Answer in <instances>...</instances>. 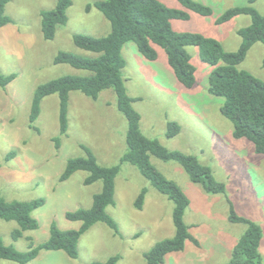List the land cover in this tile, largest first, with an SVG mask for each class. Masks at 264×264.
<instances>
[{
	"label": "rangeland",
	"instance_id": "374dc122",
	"mask_svg": "<svg viewBox=\"0 0 264 264\" xmlns=\"http://www.w3.org/2000/svg\"><path fill=\"white\" fill-rule=\"evenodd\" d=\"M99 1L73 0L69 22L59 26L53 41L44 38L41 13L54 9L56 0H10L6 8L14 22L0 31V73L15 74L17 78L6 89L0 85V196L7 202L45 200V205L33 212L39 228L26 231L19 240L13 235L20 225L0 219V238L19 252L49 241L54 225L61 230L81 227L67 214L92 208L103 182L86 186L89 174L83 171L66 182L60 179L69 160L87 156L83 146L90 148L105 167L120 164L128 150V120L118 110L113 90L104 91L98 100L72 92L67 135H61L59 95L43 101L35 128L30 123L40 85L63 76L88 74L54 61L61 51L90 55L76 47L75 34L105 37L111 33V23L104 14L95 7L88 9ZM160 1L168 7L183 8L177 0ZM196 1L212 7L214 16L192 14L189 21H174L176 31L201 33L221 41L229 52L239 50L243 39L238 31L252 24L250 16H239L221 26L217 20L233 7L248 6V0ZM255 8L264 15V0H259ZM189 51L197 68V84L192 89L179 82L164 50H159L156 62L145 59L134 43L124 50L125 84L130 97L137 99L134 107L142 117V132L171 151L198 157L227 189L222 194H211L203 185L192 182L179 163L152 157L153 165L190 199L185 222L199 242L197 246L187 241L185 250L168 255L164 264H228L248 230L247 225L230 220L232 205L239 216L262 228L260 254L264 264V155L258 154L249 140L234 137L233 123L221 112L225 99L208 92L212 67L202 61L198 47H190ZM239 69L264 81V44L254 45ZM171 122L182 128L174 138L168 137ZM12 152L16 155L8 160ZM145 189L144 208L138 210L136 201ZM115 198L108 213L118 224L119 233L98 223L80 239L78 259L64 251L46 250L29 264H93L113 256H119L118 264H147L145 254L160 241L176 235L175 205L129 163L122 165L116 179Z\"/></svg>",
	"mask_w": 264,
	"mask_h": 264
},
{
	"label": "trees",
	"instance_id": "16d2710c",
	"mask_svg": "<svg viewBox=\"0 0 264 264\" xmlns=\"http://www.w3.org/2000/svg\"><path fill=\"white\" fill-rule=\"evenodd\" d=\"M56 1L54 9L41 13L42 31L47 41L55 40L59 26L68 24V10L73 5V0ZM177 1L182 4V9L168 7L160 0H101L89 6V10L95 7L104 14L111 23V33L105 37L75 34L73 41L76 47L90 55L61 51L56 56L54 61L56 65H69L88 74L63 76L40 85L32 104L31 128H35L40 117L43 101L50 96L59 95L61 135H67L72 92H81L89 98L98 100L104 91L113 90L117 96V108L128 120V150L120 164L105 167L99 163L90 148L83 146L87 156L69 160L60 179L61 182H66L77 172L83 171L89 174L84 182L86 186L103 182V190L95 195L92 208L67 214L70 221L80 222L81 227L61 230L54 225L49 241L38 247L33 246L27 252L17 251L0 238V262L29 264L46 250L64 251L71 258L78 259L80 239L96 224L105 223L119 233L118 224L108 213V208L116 203V179L124 163L138 168L140 173L175 205L173 219L176 235L160 241L146 253L147 264H164L168 255L183 252L187 241L199 246L198 240L193 237L191 228L185 222L190 199L176 182L168 179L153 165L152 157L179 163L192 182L203 185L211 194L225 193L226 185L220 183L215 178L213 169L204 165L198 157L171 151L158 139L149 138L142 132V117L134 107L137 99L128 94L124 79V70L127 66L124 50L130 43H134L138 52L151 62L158 61L159 50H164L177 79L188 89L194 88L197 84V68L192 63L189 48L198 47L202 61L212 67L208 92L212 96L225 99L221 112L233 123L234 137L249 140L255 145L256 152L264 155V81L248 71L239 69L254 45L264 44V15L255 8L259 0H248V6L233 7L217 20V25L221 26L239 16H250L252 19L249 27L238 31L243 43L235 52L227 51L221 41L204 34L176 31L174 21H189L192 14L214 16V9L207 4L196 0ZM9 3L10 0H0V30L14 22L6 13ZM16 78L15 74L4 76L0 73V85L6 89ZM181 130L180 124L171 122L168 137H176ZM56 144L59 148L60 138L56 139ZM15 155V152L9 154L8 160ZM146 194L145 189L138 197L135 205L138 210L144 208ZM44 205V199L32 202H7L0 196V219L16 221L20 225V229L13 235L14 240H19L26 231L39 228L33 212ZM230 220L247 225L248 230L235 247L228 264H262L260 254L262 228L252 220L239 216L233 205ZM118 262L119 256H113L106 262L93 264Z\"/></svg>",
	"mask_w": 264,
	"mask_h": 264
},
{
	"label": "crops",
	"instance_id": "0c3cea01",
	"mask_svg": "<svg viewBox=\"0 0 264 264\" xmlns=\"http://www.w3.org/2000/svg\"><path fill=\"white\" fill-rule=\"evenodd\" d=\"M5 27H6V26H5ZM2 29H3V28H2ZM2 29H1V30H2ZM1 30H0V31H1Z\"/></svg>",
	"mask_w": 264,
	"mask_h": 264
}]
</instances>
